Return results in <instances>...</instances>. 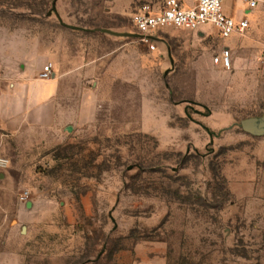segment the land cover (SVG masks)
<instances>
[{
  "label": "rangeland",
  "instance_id": "rangeland-1",
  "mask_svg": "<svg viewBox=\"0 0 264 264\" xmlns=\"http://www.w3.org/2000/svg\"><path fill=\"white\" fill-rule=\"evenodd\" d=\"M163 1L0 0L15 70L47 52L78 68V111L94 99L55 137L0 127V264H264V130L246 131L264 122V36L171 27L160 53L132 17ZM226 46L231 69L213 63Z\"/></svg>",
  "mask_w": 264,
  "mask_h": 264
},
{
  "label": "crops",
  "instance_id": "crops-1",
  "mask_svg": "<svg viewBox=\"0 0 264 264\" xmlns=\"http://www.w3.org/2000/svg\"><path fill=\"white\" fill-rule=\"evenodd\" d=\"M240 2L242 7L237 10H230L225 2L226 14L236 19L247 17L249 20V17L255 14V19L253 22L250 20V28L253 27L252 35L242 37L235 47L246 45L260 32H262L261 36H264V27H262L264 0H260L253 10H248L243 0ZM203 28L204 26L200 27L195 33L203 34L205 32ZM166 29L157 31L153 36L154 50L160 53L169 51L171 48L168 38L164 36ZM182 34L185 33L182 32ZM234 36L242 35L234 34ZM0 53V127L12 135L32 138H39L42 135L55 137L56 132L63 134L67 130L70 131L76 123L84 125L93 120L94 114H89L87 111L89 106L94 104L93 97H89V93L83 97L80 102L83 105L80 112L78 98L73 96L71 90L73 82L77 79L75 75L78 71L77 67L72 65L66 68L61 58L44 52L37 65L31 67L21 65L17 72L15 62L20 60V57L14 53V43L0 44ZM48 62L53 63L54 74L52 79L42 80L37 75ZM53 140L48 139L46 142H60L56 138L55 141Z\"/></svg>",
  "mask_w": 264,
  "mask_h": 264
},
{
  "label": "built area",
  "instance_id": "built-area-1",
  "mask_svg": "<svg viewBox=\"0 0 264 264\" xmlns=\"http://www.w3.org/2000/svg\"><path fill=\"white\" fill-rule=\"evenodd\" d=\"M225 1L164 0L157 8L145 5L133 14L132 21L140 39L153 49L154 34L168 27L196 30L204 25H212L224 38L233 34H244L250 28V20L247 17L236 19L227 15L224 10ZM243 1L247 4L248 10H253L260 0ZM213 62L225 69H231L233 65L231 50L228 47L223 48L220 53L214 55ZM53 74V63L48 62L40 72L39 78L49 80ZM28 193L29 191H26L21 198H27Z\"/></svg>",
  "mask_w": 264,
  "mask_h": 264
},
{
  "label": "water",
  "instance_id": "water-1",
  "mask_svg": "<svg viewBox=\"0 0 264 264\" xmlns=\"http://www.w3.org/2000/svg\"><path fill=\"white\" fill-rule=\"evenodd\" d=\"M54 8L56 9V6H54ZM52 12H53V10H51L50 12H49V14L51 15L52 14ZM73 28H75V29H80V27H77V26H73ZM139 36V35H138ZM264 117V116H263ZM246 121H247V119L246 120H243L242 121V123H241V125H242V127L244 128V123H246ZM252 124V125H251ZM260 127V128H257V127ZM247 128H248V130H246L247 132H250V133H252V134H254V135H261V134H257L258 132H260V130L261 131H263L264 130V122H262V121H260V122H253V123H248L247 122ZM257 129V130H256ZM245 130V129H244ZM259 130V131H258Z\"/></svg>",
  "mask_w": 264,
  "mask_h": 264
}]
</instances>
